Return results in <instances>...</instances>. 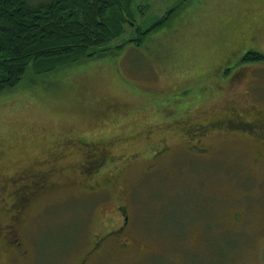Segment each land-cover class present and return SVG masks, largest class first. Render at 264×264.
<instances>
[{"label":"rangeland","instance_id":"1","mask_svg":"<svg viewBox=\"0 0 264 264\" xmlns=\"http://www.w3.org/2000/svg\"><path fill=\"white\" fill-rule=\"evenodd\" d=\"M44 2L32 0L35 6ZM173 8L139 47L118 49L137 38L136 28L148 30ZM131 12L132 26H124L107 53L36 80L28 76L0 94V180L9 178L0 181V225L7 227L16 215L15 193L21 200L20 187L37 180L31 169L53 165L48 161L59 154L64 168L47 179L48 190H37L22 214L20 240L27 253H2L0 264H79L94 235L115 228L106 217L112 216V226L119 223L114 211L126 202L139 225H147L150 216V227H131L130 233L163 254L107 259L91 253L88 264H264V147L242 133H212L205 142L210 157L190 162L177 138L184 123L224 120L232 109L242 118L238 122L252 124L249 102L264 112V61L246 64L239 55L252 50L264 56V43L261 48L256 37V29L264 27V0H134ZM238 69L247 77L231 87ZM186 138L197 146L198 137ZM99 142L114 158L89 178L91 172L82 168L86 149ZM164 144L173 151L155 161L154 151L143 155L146 160L132 156ZM257 152L262 162L252 166ZM146 166L157 172L144 176ZM141 195L148 199L137 200ZM158 195L165 205L154 218ZM214 195L221 202L206 203L203 213L211 218H202L220 227H189L203 236L197 239L210 241L185 248L184 237L193 238L190 230L180 240L175 235L186 229L195 201ZM232 211L245 224L227 227ZM154 230L169 235L174 245L161 244Z\"/></svg>","mask_w":264,"mask_h":264},{"label":"trees","instance_id":"2","mask_svg":"<svg viewBox=\"0 0 264 264\" xmlns=\"http://www.w3.org/2000/svg\"><path fill=\"white\" fill-rule=\"evenodd\" d=\"M134 0H0V94L36 78L80 64L108 52L109 43L131 25ZM176 8L148 30L136 28V39L120 45L139 47L161 28ZM264 56L250 53L243 63L256 64ZM32 81V80H31Z\"/></svg>","mask_w":264,"mask_h":264},{"label":"flooded vegetation","instance_id":"3","mask_svg":"<svg viewBox=\"0 0 264 264\" xmlns=\"http://www.w3.org/2000/svg\"><path fill=\"white\" fill-rule=\"evenodd\" d=\"M264 24V22H262ZM264 30V27H260V29ZM259 31V30H257ZM256 31V33H257ZM250 53L245 54L244 56L248 55ZM252 54V53H251ZM221 71V69H220ZM238 74V76H237ZM247 76L243 75V73L238 69L236 72H233L232 77L229 81H231V87L235 86L237 83L241 82L242 80H245ZM226 82L227 83H229ZM229 85H227L229 87ZM227 91V89H226ZM250 110H253V117L254 121H251L252 124L246 123L242 124L238 122V120L242 119L238 112H236L234 109L232 111L228 112V117L224 120H213V122H210L208 124H194L191 122L184 123L185 125L180 129V133L178 134L177 138L181 140V142L185 145L184 150H179L182 155L187 158V161H194V162H203L207 158H209V154L212 152L211 149H209V145H207L205 142L208 139L209 134H233V133H242L244 136L252 137L254 142L260 146L264 147V112L262 110H259L256 108V105L253 103H247ZM109 109L108 107L103 111V113ZM257 110V111H256ZM102 113V114H103ZM237 120V121H236ZM246 125V126H245ZM251 129H250V128ZM181 135H183L181 137ZM241 136V135H240ZM189 140H194V138H197L196 145L187 143V138ZM80 140V139H79ZM178 140V141H179ZM81 141V140H80ZM82 142V141H81ZM191 142V141H190ZM205 143V144H204ZM83 147H87L89 144L87 143H81ZM162 145H153L154 147L158 148L159 151H155L154 147H149L146 149L143 153L138 152L132 156H141L144 159L143 155L146 156L149 152H156L157 154H154L152 161H155L159 159L160 157L168 156L169 153L173 151V149L164 144ZM108 147L107 144L103 142H99L98 144H94L93 146H89L86 150L88 151V157L86 160L83 161L82 168L87 167V169L91 172V174H88V177L91 178L92 176H97L101 170L106 166L108 160L113 159L114 156H109L110 152L106 148ZM149 150V151H148ZM148 151V152H147ZM131 156V157H132ZM130 157V158H131ZM262 153L257 152L256 155H254V159L251 162L252 166H257L261 164L262 162ZM63 156L55 155L51 160L48 161V163H53V165H39L40 168L31 169L33 171L34 175H37V180L35 182L29 181L31 185H23L20 187V191L23 194L21 197V200L19 199V195L15 193V200L17 203L13 204V212H16V215L13 217L12 222L7 224V227H2L0 225V254H5L6 256L9 254H17L23 257L27 252L23 251V242L20 240V234L22 232L23 227L25 226V218L22 219L23 212L25 213V210L32 204V202L35 200L37 196V190L44 188L48 190L49 188V182L47 179H52L55 173L61 172V169L64 170L63 167H61V160ZM117 161V160H116ZM119 161H117L118 163ZM159 171V170H158ZM30 171H22V174H27ZM85 172V171H84ZM157 172V170L152 166H146L145 170L142 172L144 176L151 175L153 173ZM22 174H17L18 178H24ZM16 175V174H15ZM22 176V177H21ZM9 178L1 179V182H4L5 180H8ZM174 193H168L169 196H171ZM146 195V194H142ZM139 196L137 197V200H145L148 199L145 196ZM25 196V197H24ZM215 198L209 197L204 198L203 201H195L194 208L191 211V217L188 219L186 225V229L183 231L182 235L176 234L179 238H183L190 230L189 227H220V223L213 222L211 219H203L202 216L205 215L203 211L206 210L203 207L206 203H212L214 201L215 206H217L218 203L221 202L219 197L217 195H214ZM152 199V197H151ZM174 199V198H172ZM128 200H131L128 198ZM156 207L154 209H151L153 213L155 214L154 218H157L159 216L158 211L162 209V207L165 205V201L163 198H161L159 195L155 197ZM131 205L130 203H121L120 206L116 207L114 211V215L118 219L119 223L116 226H112L113 218L112 216H107V223L108 225H111V227H115L109 231H107L105 234L100 235H94L92 242H91V251L89 252L86 257H84V260L80 262L79 264H88V257L89 255L95 254L96 257H106L107 259H114L117 255H128L129 253L137 254V255H146L149 254V256H154L157 254H161L162 252L159 250H152L147 245H142L141 243H138L139 239L135 236H133L130 230L131 227H150V216L147 215V218L144 223L147 225H139L137 223L135 215H131ZM217 210V208H215ZM203 214V215H202ZM206 216V215H205ZM208 218H211L210 215L206 216ZM143 221V220H142ZM227 227H241L240 225L244 222V217L240 216L238 211H232L227 215ZM149 224V225H148ZM222 226V222H221ZM243 226V225H242ZM8 227H14V228H8ZM117 227V228H116ZM141 228V229H142ZM137 231V230H136ZM155 232H152L153 236L157 238V240L161 244L167 245H174L170 243L171 237L167 234H163L162 232H159V230H154ZM139 232H142V230H139ZM196 230L192 229L190 230L191 236L193 238L191 239L187 235L184 237V245L185 248L189 246H196L199 242H204L207 244L210 240L204 241V238L197 239L196 236H202L200 234L196 233ZM162 234V235H161ZM162 236V237H161ZM203 237V236H202ZM160 239L163 240L161 242ZM189 238V242L185 243V240ZM196 238V240H195ZM191 239V240H190ZM113 243L110 246H107L106 244ZM109 247V248H107ZM163 254V253H162ZM94 255V256H95ZM91 256V255H90ZM97 260H100V258H97Z\"/></svg>","mask_w":264,"mask_h":264},{"label":"crops","instance_id":"4","mask_svg":"<svg viewBox=\"0 0 264 264\" xmlns=\"http://www.w3.org/2000/svg\"><path fill=\"white\" fill-rule=\"evenodd\" d=\"M262 22H264V19H263V21ZM251 23H253V21H251ZM257 30H259V31H257ZM256 31H257V33H256V37H258V42H259V44L261 45V48H263V43H264V30H263V28L262 29H260V27H258L257 29H256ZM261 35V36H260ZM255 37V38H256ZM252 50H249V52L248 51H245V52H243V53H240L239 55L241 56V55H245V54H247V53H252L251 52Z\"/></svg>","mask_w":264,"mask_h":264}]
</instances>
